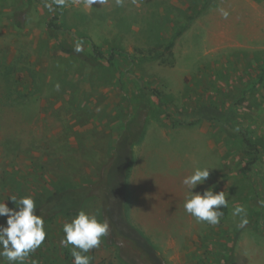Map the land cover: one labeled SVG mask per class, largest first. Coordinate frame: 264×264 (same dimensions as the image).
Wrapping results in <instances>:
<instances>
[{"label": "rangeland", "instance_id": "1", "mask_svg": "<svg viewBox=\"0 0 264 264\" xmlns=\"http://www.w3.org/2000/svg\"><path fill=\"white\" fill-rule=\"evenodd\" d=\"M54 7L0 0V200L31 195L40 204L47 192L95 178L129 127L139 140L127 217L163 258L264 264V155L245 171L241 137L222 124L231 117L264 146V0H65ZM78 42L79 53L59 47ZM207 108L219 113L214 123L201 118ZM197 166L211 170L193 191L215 186L229 202L215 226L183 207L182 180ZM237 205L246 210L243 227L232 214ZM82 209L102 220L96 196ZM73 216L44 223L46 239L28 264H73L60 243ZM88 255L91 264H124L106 236Z\"/></svg>", "mask_w": 264, "mask_h": 264}, {"label": "trees", "instance_id": "2", "mask_svg": "<svg viewBox=\"0 0 264 264\" xmlns=\"http://www.w3.org/2000/svg\"><path fill=\"white\" fill-rule=\"evenodd\" d=\"M62 6L60 7V9ZM59 47L66 53L74 52L73 47L59 43ZM98 56H103L101 47L95 46ZM112 51L110 56H114ZM261 82L263 78L259 76ZM156 93V91H153ZM216 113V115H215ZM205 118L210 122L218 118V112L211 109L204 110ZM220 116V115H219ZM223 126H231L229 134L241 137L242 151L247 156L245 171L252 167L264 155V146L254 141L248 130L231 123V117L226 116ZM133 129L120 131L116 138L113 153L99 169L98 175L85 183L76 186L58 187L47 192L40 204H36L35 214L42 215L44 223L56 215H75L84 206L88 198L96 196L100 202L101 218L109 222V233L106 241L117 247L121 262L124 264H170L158 252L154 244L146 235L131 223L127 217L128 177L133 162V145L139 137L133 138Z\"/></svg>", "mask_w": 264, "mask_h": 264}, {"label": "clouds", "instance_id": "3", "mask_svg": "<svg viewBox=\"0 0 264 264\" xmlns=\"http://www.w3.org/2000/svg\"><path fill=\"white\" fill-rule=\"evenodd\" d=\"M122 0H116L120 4ZM104 4L106 0H85L87 6L92 4ZM44 7L50 12L55 11V6H63L65 0H43ZM223 15L227 17V12ZM83 45L78 42L74 51L82 52ZM59 89V85H56ZM208 167H194L191 173L185 176L182 184L186 189L183 207L186 213L199 222L209 225H217L224 215L222 207H228L225 191L215 192V186L201 192H194L198 185H202L210 175ZM11 200L15 207L10 208L6 203ZM264 205V201H261ZM37 208L34 197L31 195L10 196L6 200H0V217H6V224H0V264H28L32 253L38 249L46 239L43 216L35 214ZM233 216H240L239 227L248 223L246 210L237 205L233 208ZM109 222L98 219V214L79 210L69 221L62 225L63 237L61 246L69 248L73 258V264H91L92 257L88 255L91 250L98 248L102 238L109 233ZM35 264V261L32 262Z\"/></svg>", "mask_w": 264, "mask_h": 264}]
</instances>
